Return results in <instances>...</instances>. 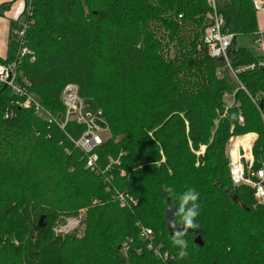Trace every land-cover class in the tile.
Masks as SVG:
<instances>
[{"label": "trees", "instance_id": "trees-1", "mask_svg": "<svg viewBox=\"0 0 264 264\" xmlns=\"http://www.w3.org/2000/svg\"><path fill=\"white\" fill-rule=\"evenodd\" d=\"M219 4L225 33L257 37L254 0ZM211 12L207 0H25L11 22L24 36L11 35L0 62L17 64L47 115L0 86V264H264V206L233 183L226 154L230 137L256 133L260 166L264 69L238 72L259 55L236 39L226 59L209 55ZM68 84L109 124L99 171L71 140L86 126L62 129ZM188 190L199 193L200 214L180 257L172 234L183 230L176 212ZM84 207L82 238L54 234L61 215Z\"/></svg>", "mask_w": 264, "mask_h": 264}, {"label": "built area", "instance_id": "built-area-1", "mask_svg": "<svg viewBox=\"0 0 264 264\" xmlns=\"http://www.w3.org/2000/svg\"><path fill=\"white\" fill-rule=\"evenodd\" d=\"M207 2L212 8V12L208 15L209 24L205 29L203 41L212 58L226 59L228 50L236 37L232 33H225L223 31L225 21L223 16L217 11L216 0H207ZM254 5L256 9L264 13V0H257ZM25 30L26 27L23 26L18 32L19 40L23 38ZM257 37L256 46L259 50V59L251 65L240 68L238 72H250V70L256 68L264 69V29L257 33ZM25 52L26 50L22 51L21 54L24 55ZM17 68L16 63L0 62V86L8 87L18 97L24 99L21 106L34 108L36 113L45 115L46 112L43 111L40 103L29 93V83H26L27 81H24V83L19 82ZM62 99L66 109V122L61 125L62 129L69 123L72 117L75 118L78 124L86 125L85 132L79 138L75 139L74 144L87 156L85 164L87 168L92 171H99V157L96 150L103 144L104 140L96 129L93 113L87 112L85 114L83 99L79 96V89L74 84L64 89ZM225 102L228 106H231L233 104V95L226 94ZM98 114L102 115V112L100 111ZM103 122L105 123L104 120ZM236 144L237 142L229 152V160L231 161L229 174H231L232 181L236 186L246 185L251 187L255 191V201L259 205L264 206V157L259 162V168L254 169L255 159L252 154V148L255 140L249 144L248 148L242 144H238L236 148ZM115 164H119V161H115ZM126 200L122 195L118 197L121 207L126 206ZM85 222L81 215L79 217H69L66 218L65 222H57L53 227V232L58 237L75 236L80 239L85 233ZM141 236L145 239H150L152 237V231L143 229ZM149 249H152V245H149ZM155 254L159 256L157 250H155Z\"/></svg>", "mask_w": 264, "mask_h": 264}, {"label": "rangeland", "instance_id": "rangeland-1", "mask_svg": "<svg viewBox=\"0 0 264 264\" xmlns=\"http://www.w3.org/2000/svg\"><path fill=\"white\" fill-rule=\"evenodd\" d=\"M23 1H24L23 5H25V0H23ZM217 1H218V3H220L219 5H223V4L227 3V0H216V2ZM9 9H10V7H4L2 9H0V17H2V18L6 17L4 13H6L7 11H9ZM208 15H207V20L209 19L208 18ZM11 22H13V21H11V20L9 21V27H8V30H7V33H8V41H9L8 42V50H7V54L8 55H10V42H11L10 41V37H11V35L14 34V36H15V34H16L18 36V32L22 28L21 25H19L18 26V29L16 28V29L13 30L12 29V26H11ZM208 22H209V20H208ZM203 37H204V33H203ZM257 39H258V37H238V38H236V44H237L236 47H244V48H247V49L251 50L254 55H259V50L257 49V46H256L257 44L255 42ZM168 47H171V45H169ZM167 48L164 49L165 51H164V53H162V55L165 54V56H166L168 54L167 53L168 52ZM171 54L173 55V51L171 52ZM225 67L227 68L226 64H225ZM69 85H73V84H68L67 86H69ZM83 104L85 106V108H84L85 109V114H87V112L93 113L94 120H95V124H96V129H97L98 133L101 135V137L103 138V140L104 141L109 140L111 138V133H110L109 124L107 122V119L105 118L104 112L102 110H97V109L95 110V109H93L90 101H88V100L83 99ZM100 111L102 112V115L98 114V112H100ZM65 115H66V112H65ZM103 120L105 121V123L103 122ZM65 122L66 121L64 119V122H62V125L65 124ZM69 122L75 123V124L78 125V123L76 122V120H75L74 117H72ZM217 124H218V119L215 120V125L217 126ZM251 134H253V133H251ZM247 135H250V134H247ZM244 136H246V135H242V136H232V137H230V139L228 141V145H226L227 146V148H226V154H227V156H228L229 159H230L229 152L233 148V146H235V143L237 142V140H238V144H242L246 148H248V146L251 143V141L254 138V136H256V138H255L256 140L254 139L255 140V144H257V142H258V140L260 138V136L258 134H256V133L253 136L248 137V138H244ZM71 140L74 143L75 139H71ZM238 144H236V146H238ZM255 144H253V145L255 146ZM254 146L252 148V152H253ZM205 150H206V146H201V150H200V152H198V154L203 155L205 153ZM252 154L254 156V152ZM230 165H231V161H230L229 166ZM88 210H89V207L80 208V209L77 210V213L74 216L79 217L81 215L83 217V219L86 220L87 219V215H88ZM74 216H71V217H74ZM66 218H69V217H66L65 215H61L60 216V219L58 220V223L65 222L66 221ZM59 238L64 239V237H59Z\"/></svg>", "mask_w": 264, "mask_h": 264}, {"label": "clouds", "instance_id": "clouds-1", "mask_svg": "<svg viewBox=\"0 0 264 264\" xmlns=\"http://www.w3.org/2000/svg\"><path fill=\"white\" fill-rule=\"evenodd\" d=\"M199 198V193L195 190H188L184 192L179 197V207L177 208L176 214L180 216V225L182 226V231H173L172 243L174 246L180 249L178 255L184 257L187 255L185 251L187 249L188 241L184 239V236L188 234L189 229H197L198 224L195 222L196 218L199 216V204L197 200ZM174 222L170 224L172 227Z\"/></svg>", "mask_w": 264, "mask_h": 264}, {"label": "crops", "instance_id": "crops-1", "mask_svg": "<svg viewBox=\"0 0 264 264\" xmlns=\"http://www.w3.org/2000/svg\"><path fill=\"white\" fill-rule=\"evenodd\" d=\"M254 0V4H255ZM3 3V1H0V5ZM24 1L20 0L18 1L16 4L12 5L9 9V11H7L5 14L6 17L2 18L0 17V58L5 60L7 59V57L9 56L7 54V50H8V27H9V21H15L17 20L19 14L21 13V11L23 10V5ZM257 11V16H258V24H259V31L264 29V13L260 12L258 9H256ZM252 135H248L244 138H248L253 136ZM243 138V137H242ZM238 144V141H237Z\"/></svg>", "mask_w": 264, "mask_h": 264}, {"label": "bare ground", "instance_id": "bare-ground-1", "mask_svg": "<svg viewBox=\"0 0 264 264\" xmlns=\"http://www.w3.org/2000/svg\"><path fill=\"white\" fill-rule=\"evenodd\" d=\"M236 148H237V146H236Z\"/></svg>", "mask_w": 264, "mask_h": 264}]
</instances>
